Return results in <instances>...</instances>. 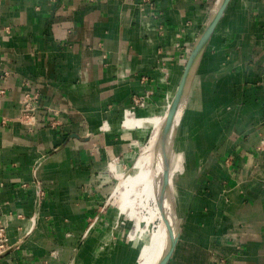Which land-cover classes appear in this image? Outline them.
Instances as JSON below:
<instances>
[{"label": "crops", "instance_id": "obj_1", "mask_svg": "<svg viewBox=\"0 0 264 264\" xmlns=\"http://www.w3.org/2000/svg\"><path fill=\"white\" fill-rule=\"evenodd\" d=\"M219 3L0 0V264H130L107 205L111 165L145 134L125 118L171 94ZM181 120L166 264H264V0H229Z\"/></svg>", "mask_w": 264, "mask_h": 264}, {"label": "bare ground", "instance_id": "obj_2", "mask_svg": "<svg viewBox=\"0 0 264 264\" xmlns=\"http://www.w3.org/2000/svg\"><path fill=\"white\" fill-rule=\"evenodd\" d=\"M195 64L175 107L172 108V100L181 75L171 94L160 101L157 113L138 118L127 115L124 121L127 128H141L145 133L146 129L151 131L148 141L138 142L140 151L128 170H123L118 164L111 165L116 178L112 197L122 199L118 213L132 220L131 230L126 236L137 247L132 264H159L181 224L180 212L175 205L179 199V174L184 169L180 143L183 123L179 120Z\"/></svg>", "mask_w": 264, "mask_h": 264}, {"label": "water", "instance_id": "obj_3", "mask_svg": "<svg viewBox=\"0 0 264 264\" xmlns=\"http://www.w3.org/2000/svg\"><path fill=\"white\" fill-rule=\"evenodd\" d=\"M228 2H229V0H220V3L218 5L216 11L214 12L213 16L211 17V19L208 21V23L205 25V27L201 31L194 48L191 50V53L187 59L186 65H185L184 70L182 72L181 79L179 81V84H178V87L176 89L174 98L172 100V108L175 107V105H177L179 99L181 98L182 91H183L184 86L187 82L190 69L192 68L193 63L194 62L196 63L197 60L199 59L203 49L205 48V45H206L210 35L213 33V31H214L219 19L221 18ZM170 113H171V110H170ZM178 234H179V229L177 230L173 240L171 241V244L169 246L167 253L162 258V260L159 264H166L167 263L168 259L170 258L171 254H172V251L174 249Z\"/></svg>", "mask_w": 264, "mask_h": 264}, {"label": "rangeland", "instance_id": "obj_4", "mask_svg": "<svg viewBox=\"0 0 264 264\" xmlns=\"http://www.w3.org/2000/svg\"><path fill=\"white\" fill-rule=\"evenodd\" d=\"M184 103V102H183ZM182 108L184 109V107L182 106ZM159 111V108L157 109H153V111L151 112V114L150 115H154L155 113H157ZM150 129H146V133L143 135V134H141L140 135V137L141 138H139V139H137V140H135V142H133L132 143V145H133V150H132V153L130 154V155H128V156H126V158L124 159V160H122V161H119L118 163L117 162H114L113 164H118L123 170H128L129 169V167L131 166V164H132V161H133V158L136 156V154L140 151V146L138 145L139 143L138 142H146V141H148V139H149V137H150ZM183 168H184V163H183ZM184 171H185V169H184ZM184 171H183V173L180 175L179 173V177L180 178H182V176H183V174H184ZM183 186L181 187V191H180V198H181V196H183ZM175 201V200H174ZM121 202H122V199H120V198H114V197H112L111 196V199H109V201H108V203H107V205L108 206H111L110 204L112 203V204H114L115 206H116V220H117V222H127V223H129L131 226H132V220H130V219H127L126 218V216L125 215H123V214H120V213H118V209H119V207H120V204H121ZM175 205H176V207H178V203H177V199H176V201H175ZM179 211V210H178ZM180 212V211H179ZM178 217H179V215H178ZM135 252H136V254H137V247L135 246ZM136 257V256H135ZM135 257H134V259L130 262V264H132L133 262H134V260H135Z\"/></svg>", "mask_w": 264, "mask_h": 264}, {"label": "built area", "instance_id": "obj_5", "mask_svg": "<svg viewBox=\"0 0 264 264\" xmlns=\"http://www.w3.org/2000/svg\"><path fill=\"white\" fill-rule=\"evenodd\" d=\"M0 93H2V90L0 89ZM144 104L143 102H141V105ZM28 107V106H27ZM26 106H24L23 111H27L28 108ZM31 110V109H29ZM38 193L40 194V191H38ZM6 240L4 238H0V253H2L5 249H6Z\"/></svg>", "mask_w": 264, "mask_h": 264}]
</instances>
